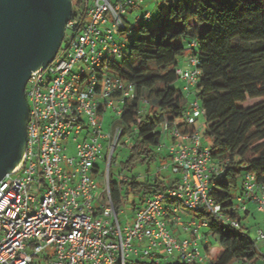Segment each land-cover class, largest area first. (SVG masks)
Listing matches in <instances>:
<instances>
[{
    "label": "built area",
    "instance_id": "2783aa9c",
    "mask_svg": "<svg viewBox=\"0 0 264 264\" xmlns=\"http://www.w3.org/2000/svg\"><path fill=\"white\" fill-rule=\"evenodd\" d=\"M80 4L82 10L73 7L64 26L65 32L71 31L67 45L59 47L47 65L31 70L25 82L28 119L23 152L0 179V264H127L132 256L156 263L166 259L203 263L210 257L205 246L212 236L201 231L208 227L206 219H195L193 214L183 219V210L167 201L181 202L194 212L201 208L214 215L220 212L210 196L209 179L212 173L221 176L222 169L213 165L197 126L205 111L197 99L188 102L181 120L194 126L191 131H183L176 122L162 124L161 133H167L170 144L160 141L156 150L167 149L175 177L164 190L147 195L134 208L129 224L122 226L108 184L121 129L117 125L113 134L104 133L99 115L112 108L120 117L123 100L133 97L132 83L112 73L108 63L123 54L124 42H117L114 34L125 27L127 6H136L138 0H80ZM151 18L152 13L145 12L135 21ZM188 62L191 68L176 70L186 97L200 74L197 58L190 56ZM84 129L86 134L70 156V136L77 140ZM104 145L107 168L105 186L99 190L96 178ZM242 199H251L257 210L264 211V187L253 175L245 176L238 201ZM245 209L242 204L240 210ZM177 227L190 236L180 238ZM258 238L264 239L261 230Z\"/></svg>",
    "mask_w": 264,
    "mask_h": 264
},
{
    "label": "trees",
    "instance_id": "16d2710c",
    "mask_svg": "<svg viewBox=\"0 0 264 264\" xmlns=\"http://www.w3.org/2000/svg\"><path fill=\"white\" fill-rule=\"evenodd\" d=\"M73 1L74 5L80 3ZM156 5L151 20L136 21L141 25L128 43L124 41L122 56L108 63L112 73L134 87L133 97L123 100L117 124L119 140L124 136L132 139L121 170L131 171L138 162L149 165L158 156L166 157L156 150L164 122H176L183 131L194 127L182 122L189 100L182 87L178 90L173 86L179 78L177 58L185 49L183 39L191 38V56L197 58L200 70L192 94L205 111L211 161L222 169L221 176L212 173L209 179L210 196L220 212L214 215L201 208L193 218L206 219L220 250L213 251L215 255L203 263L176 264H256L261 255L239 216L242 204L255 203L251 199L238 201V197L244 194L247 174L264 187V0H157ZM126 30L124 27L119 34ZM249 99L253 102L246 104ZM124 177L115 181L109 170V191L116 208L129 194L146 197L169 184L159 177L143 181ZM232 189H238L235 197ZM132 205L136 203L132 201ZM243 211L249 212L247 205ZM170 260L156 263L134 259L130 264H167Z\"/></svg>",
    "mask_w": 264,
    "mask_h": 264
},
{
    "label": "water",
    "instance_id": "95a60500",
    "mask_svg": "<svg viewBox=\"0 0 264 264\" xmlns=\"http://www.w3.org/2000/svg\"><path fill=\"white\" fill-rule=\"evenodd\" d=\"M69 7V0H0V179L23 152L25 82L31 70L54 58Z\"/></svg>",
    "mask_w": 264,
    "mask_h": 264
},
{
    "label": "rangeland",
    "instance_id": "374dc122",
    "mask_svg": "<svg viewBox=\"0 0 264 264\" xmlns=\"http://www.w3.org/2000/svg\"><path fill=\"white\" fill-rule=\"evenodd\" d=\"M157 0H138V4L136 6H127L126 13L124 16V23L127 30L123 34H119L116 32L114 34V38L117 42H127L132 39L140 25L141 22H136V17H141L145 12H151L152 15L156 13ZM75 11H81L82 10V4H75L74 5ZM131 29V30H128ZM71 35V31L67 30L65 32V38L62 40L60 44V48H64L67 45V40ZM184 40V52L178 56V68L180 69H189L191 68L188 59L191 56V48L189 46V41H191V38L183 39ZM195 51H198V47L196 46ZM124 51H127V48H124ZM80 67L78 63L75 64L74 69L77 70ZM88 72L89 69H86ZM183 85V82H181V79H177L173 86L176 87L178 90H181V86ZM194 99L193 94H191L190 97H188V100L191 101ZM255 101V100H254ZM253 101L248 100L246 104H251ZM99 119H101L102 124V130L104 133H114V129L116 128L118 121H119V115L115 113V111L112 108H108L102 115H99ZM98 119V118H97ZM200 125V136L202 139V143L209 144L210 143V137L205 133L206 125L204 123V115H200V117L197 120V126ZM170 128V126L168 127ZM86 134V129L83 130V132L78 136L77 140H72L71 135L69 138V143L67 145V153L71 156L74 154L76 142L81 140L82 137ZM167 135V133H166ZM165 134L161 135V141L165 142L167 145L170 144V139ZM132 143V139L130 137L124 136L121 138L116 145L115 149L112 153V160L110 165V171L112 173V179L117 181L120 179L121 176H127L129 178H136L139 181H143L145 178H152L155 173L159 174V179L164 183H170L172 179L175 177V174L172 172L171 166H170V159L167 157V149H162V154H164L166 157L161 158L160 156L157 157L155 161H151L148 165L147 163L138 162L135 164L133 169L131 171L127 170H121V163L124 162L130 152V144ZM108 150L105 147V145L101 149V154L99 156L98 160V167L99 172L96 178V182H98L99 186L101 187L99 190H102L105 186L104 182V172L106 171L107 164L104 160V157L107 155ZM101 182V183H100ZM242 182L241 176L238 178V188L240 187ZM238 189H232L231 194L235 197L239 192H237ZM142 195L138 193L129 194L127 200L121 206L119 207V213H118V219L122 226L129 224L130 220L134 217V207H138L143 203L145 200V197H141ZM132 201L136 203L135 206L132 205ZM169 205L172 207H178L182 209L183 219H186L187 216H190L194 213L192 209H190L187 206H184L181 202L175 201V202H169L167 201ZM249 202L247 203V207L249 212L245 213L243 210L239 211V216L241 218V224L243 227L247 228V231L249 233L250 238L255 240L256 246L258 248V251L260 253V258L256 262V264H264V239L258 238V230H261L264 233V211H259L256 208V205ZM202 232H209L208 227H204L201 229ZM180 238L183 237H189L190 232L183 231L176 233ZM207 246L210 247L211 253L208 255L210 257L214 256L215 253H218L220 250L219 242L217 236H210ZM201 249L204 251L203 246H201ZM215 251V253H213ZM137 259L135 256L129 257L127 260V264H130L132 260ZM176 262H180L179 260L173 259L170 260L167 264H176ZM230 264H233L230 263Z\"/></svg>",
    "mask_w": 264,
    "mask_h": 264
},
{
    "label": "flooded vegetation",
    "instance_id": "af4514ba",
    "mask_svg": "<svg viewBox=\"0 0 264 264\" xmlns=\"http://www.w3.org/2000/svg\"><path fill=\"white\" fill-rule=\"evenodd\" d=\"M69 9H70V11L69 12H71L72 10H73V7H74V1L73 0H69ZM69 14V13H68ZM65 26V25H64ZM64 37H65V30H63V38H62V40L64 39ZM60 47V46H59Z\"/></svg>",
    "mask_w": 264,
    "mask_h": 264
},
{
    "label": "crops",
    "instance_id": "0c3cea01",
    "mask_svg": "<svg viewBox=\"0 0 264 264\" xmlns=\"http://www.w3.org/2000/svg\"><path fill=\"white\" fill-rule=\"evenodd\" d=\"M181 82H182V81H181ZM181 87H182V86H181ZM189 97H190V96H189ZM252 206H253V204H252ZM253 207H254V206H253ZM176 231H177V233H178V232H183V230H182L180 227H177V228H176Z\"/></svg>",
    "mask_w": 264,
    "mask_h": 264
}]
</instances>
